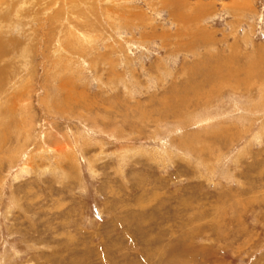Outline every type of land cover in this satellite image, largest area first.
<instances>
[{
    "label": "rangeland",
    "instance_id": "rangeland-1",
    "mask_svg": "<svg viewBox=\"0 0 264 264\" xmlns=\"http://www.w3.org/2000/svg\"><path fill=\"white\" fill-rule=\"evenodd\" d=\"M0 264H264V0H0Z\"/></svg>",
    "mask_w": 264,
    "mask_h": 264
}]
</instances>
